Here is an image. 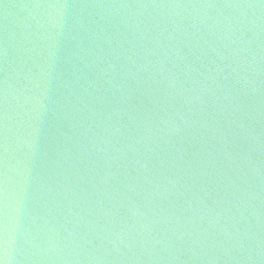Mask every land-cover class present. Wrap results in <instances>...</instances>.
<instances>
[{
	"label": "water",
	"instance_id": "obj_1",
	"mask_svg": "<svg viewBox=\"0 0 264 264\" xmlns=\"http://www.w3.org/2000/svg\"><path fill=\"white\" fill-rule=\"evenodd\" d=\"M0 264H264V0H0Z\"/></svg>",
	"mask_w": 264,
	"mask_h": 264
}]
</instances>
